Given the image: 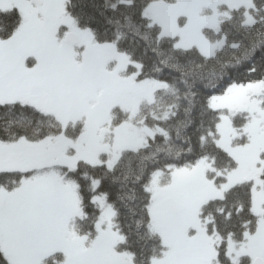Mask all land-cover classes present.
Instances as JSON below:
<instances>
[{
	"label": "snow or ice",
	"instance_id": "6c2138e0",
	"mask_svg": "<svg viewBox=\"0 0 264 264\" xmlns=\"http://www.w3.org/2000/svg\"><path fill=\"white\" fill-rule=\"evenodd\" d=\"M118 3H135L131 14L154 32L156 45L167 43L205 60L225 46L245 45L244 34L230 39L223 29L233 9H244L245 34L264 25V3L258 6L255 0H222L210 5L212 14L199 0H173L169 7L180 10L176 16L183 15V23L157 15L156 0H117L104 8L96 0H0V110L26 108L57 119L55 131L40 135L0 131V264H138V257L143 264H239L240 257L244 264H264V139L258 138V125H264V72L255 74L257 62H264V42L250 41L246 47L247 76L225 72L215 83L185 93L190 106L185 113L198 108L200 120L189 117L183 124L195 123L199 143L211 138L229 161L230 166L216 168L207 152L191 159L171 154V127L155 121L177 117V104L153 112L152 122L136 118L144 103L172 85L119 47L123 33L96 38L99 17ZM81 17H87L83 25ZM206 29L217 38L210 39ZM117 107L125 113L118 122L112 118ZM237 113H246L243 124L233 122ZM77 121L79 132L67 135L68 124ZM225 127L245 142L237 144L234 137L226 142ZM156 141L168 144L167 157L141 165L131 181L130 202L109 199L108 173L121 156L140 153ZM82 168L92 173L83 175ZM188 184L211 193L186 195ZM240 187L246 196L234 211L247 218L238 236L232 229L225 236L214 220L202 216L203 208ZM92 212L91 224L82 230L78 224ZM232 215L229 210L225 218ZM151 239L156 242L146 247Z\"/></svg>",
	"mask_w": 264,
	"mask_h": 264
},
{
	"label": "trees",
	"instance_id": "16d2710c",
	"mask_svg": "<svg viewBox=\"0 0 264 264\" xmlns=\"http://www.w3.org/2000/svg\"><path fill=\"white\" fill-rule=\"evenodd\" d=\"M167 3H172L173 0H163ZM76 0H67V3H75ZM96 2L104 8L105 5L110 6L117 3V0H96ZM257 5L264 3V0H255ZM135 8V3L126 5L123 3L117 4V9L113 11L107 7L106 15L99 17V26H94V31L97 39L115 38L117 31L123 33L119 40V47L131 52L133 56L144 61L146 70L152 74L157 75L162 79H166L172 85L171 88L161 89L156 93V100L152 103H145L142 105L138 118L146 117L149 122H152V113H162L167 105H178V116L167 121H155L156 123L165 124L171 127L173 139L171 154L179 152L180 157L184 159H191L196 152H207L209 160L213 161L216 168H225L230 166L229 161L220 156L216 151L211 138H208L203 145L198 141V130L195 123L191 126L185 127L183 121L191 117L195 122L200 120L198 116V108L193 109L189 113H185V109L189 108L187 97L185 93L197 91L202 89L204 84L211 85L215 83L220 74L225 72L243 78L248 75L244 71L246 67H251L248 61L243 59L246 47L250 41L264 42V25L252 29L250 33H244L243 27L240 25V20L243 18L241 8L239 11L233 10L231 20H225L223 29L229 32V38L233 36L245 35V45L240 49H232L225 46L215 58L205 60L199 55L190 52H181L173 50L167 43L155 44L154 32L143 27L142 22L131 14ZM126 13L128 15L126 16ZM82 25L87 22V17H81ZM138 29V30H137ZM210 39L215 40L217 33L213 30H206ZM157 47L158 51H145ZM240 57V62L237 58ZM164 61H167L165 64ZM175 65V67L173 66ZM264 72V62H257L256 75ZM196 81L194 87L189 85ZM187 81V83H186ZM174 89V90H173ZM199 95V93H198ZM113 120L118 122V119L124 118L125 115H119V108L113 111ZM244 114H236L233 117V122L236 125L243 124L245 121ZM210 115L204 116L205 124L208 123ZM57 128V120L54 116L44 115L41 113L32 112L26 108L9 107L0 110V131H5L12 134L21 130H25L32 135H40L48 131H55ZM75 129V128H73ZM176 129H180V134L177 135ZM69 131V127L67 128ZM77 130V129H76ZM71 135V134H70ZM69 135V136H70ZM160 148V151H157ZM168 144L163 141L153 142L149 147L143 149L140 153H125L121 156L119 164L115 171L108 173V194L109 199L116 201L118 204H124L129 201L131 194V181L134 175L141 171L142 164H150L152 160L164 159L167 157ZM156 153L155 156L152 154ZM143 158V159H142ZM83 175H90L91 169L82 168ZM115 177V179H113ZM167 177V176H165ZM11 179V178H9ZM219 180V179H218ZM245 189L243 187L229 191L222 200L210 201L204 205L202 216L208 218L209 221L214 220L220 231L226 236L228 229L235 231L237 236L243 227V221L247 218V213L236 214L234 208L245 200ZM220 209H224L221 212ZM229 210H233V215L230 219H226V214ZM95 213L89 214L82 223L78 226L82 230H86L91 224ZM126 217L121 216L123 222ZM133 233L132 240L136 241V231L134 220L131 222ZM144 239H147L145 237ZM143 243L144 240H140ZM154 239L148 240L146 247L155 243ZM223 244L221 247L223 248ZM138 264H143V258L138 257ZM226 264H231V261H226ZM239 264H244V257L240 258Z\"/></svg>",
	"mask_w": 264,
	"mask_h": 264
},
{
	"label": "rangeland",
	"instance_id": "374dc122",
	"mask_svg": "<svg viewBox=\"0 0 264 264\" xmlns=\"http://www.w3.org/2000/svg\"><path fill=\"white\" fill-rule=\"evenodd\" d=\"M156 2L159 4V8L154 10V12L157 15H172L175 18L174 19V22L183 23L185 17L183 15L176 16V13L180 11L179 9L172 10L169 7V5L171 3H167V2H165L163 0H156ZM231 2L233 4H236V3L242 2V0H231ZM199 3L203 6V11L205 13L212 14L213 13V8L210 5L213 4V3H222V0H199ZM233 10H235V9H233ZM206 30H212V29H206ZM111 63H115V61H112ZM110 66H111V64H110ZM114 110H115V108L113 109V111ZM237 114H244L246 116V113H237ZM119 115L120 116H123V115H125V113L121 112L120 109H119ZM138 117H139V115L137 114V117L136 118L137 119H140ZM120 119H121V117H120ZM120 119H118V121ZM260 119H264V114H262V116L260 117ZM68 127H69V131L66 129L67 135H70L71 134L70 136H74V135H76L79 132L80 122L77 121L75 123V125H73L72 123H69L68 124ZM73 128H75V129H73ZM258 128H259V136H258V138L264 139V125H258ZM224 136H225L226 142H227V140H231L234 137L235 138L234 139V142L237 143V144H243L245 142V139H246L243 136L235 135V133H233L231 131V129L228 128V127H225V129H224ZM210 162H211V160H210ZM209 174L211 175V172ZM160 180H161V183H166L167 177L162 176L160 178ZM192 192H196L197 194H199V195L203 196L204 198H206L207 195H209L211 193V189H209L208 187L203 186V185H192V184L186 185L185 194L187 195V194H190ZM205 219L208 220V218H205Z\"/></svg>",
	"mask_w": 264,
	"mask_h": 264
}]
</instances>
